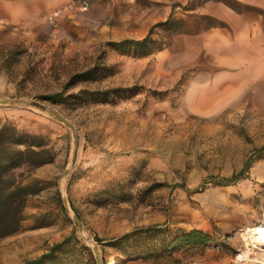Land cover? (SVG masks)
Segmentation results:
<instances>
[{
	"label": "rangeland",
	"instance_id": "obj_1",
	"mask_svg": "<svg viewBox=\"0 0 264 264\" xmlns=\"http://www.w3.org/2000/svg\"><path fill=\"white\" fill-rule=\"evenodd\" d=\"M87 1H65L53 22L45 11L0 21V122L55 152L32 174L42 183L18 230L0 238V264L56 243L42 264H264V244L242 235L264 225V41L221 56L203 35L218 24L216 0ZM146 34L145 45H110ZM198 88L212 91L211 111L188 108ZM56 92L60 102L47 99ZM190 228L214 240L163 246Z\"/></svg>",
	"mask_w": 264,
	"mask_h": 264
},
{
	"label": "trees",
	"instance_id": "obj_2",
	"mask_svg": "<svg viewBox=\"0 0 264 264\" xmlns=\"http://www.w3.org/2000/svg\"><path fill=\"white\" fill-rule=\"evenodd\" d=\"M165 24L164 22L160 25ZM159 25V24H158ZM149 41L146 34L139 39L124 38L111 42L116 49L129 46L145 45ZM61 92L47 95L52 102L62 100ZM264 149V145L261 146ZM55 152L50 143L37 133L18 130L9 122H0V238L16 232L22 220L23 208L27 196L40 190L42 180L33 177V171L44 164L53 162ZM225 178L219 185L233 184L243 177L244 168ZM179 187H184L182 184ZM151 229H145L150 231ZM128 233L116 240L122 241ZM214 237L209 232L199 229H180L170 240H165L163 246L171 250L174 247L204 246L212 242ZM60 243L53 244L48 252L33 259H27L22 264H42L54 259V251Z\"/></svg>",
	"mask_w": 264,
	"mask_h": 264
},
{
	"label": "crops",
	"instance_id": "obj_3",
	"mask_svg": "<svg viewBox=\"0 0 264 264\" xmlns=\"http://www.w3.org/2000/svg\"><path fill=\"white\" fill-rule=\"evenodd\" d=\"M65 1L67 0H0V21L19 20L25 15L38 14L43 11L51 13L53 10H59L64 4L66 7L68 3ZM230 1L234 0H216L215 4L213 3L209 13L217 20L218 24L211 27L210 32L205 31L203 35H212L217 40L219 54L221 56H228L229 58L231 56L233 60L235 57L234 54L239 49L251 53L249 49L252 46L253 39H259L260 43L264 41V18L262 20L261 18H252L249 13L251 10L255 11L256 8L264 9V2L262 0H235L249 3L252 8L255 7V9L239 12L234 10ZM231 69L233 68L228 66L224 67L221 71L225 73V76H228V71ZM229 84L226 80L218 84V87L220 86L221 88V91H219L220 96H225V93L227 94ZM201 86H204V88L207 87L205 84ZM204 88H198L193 91L194 93L192 92L191 98L193 99L188 107L189 109L204 113L211 111L214 101L212 99L213 93L211 90L204 91ZM39 167L32 174L36 173Z\"/></svg>",
	"mask_w": 264,
	"mask_h": 264
},
{
	"label": "bare ground",
	"instance_id": "obj_4",
	"mask_svg": "<svg viewBox=\"0 0 264 264\" xmlns=\"http://www.w3.org/2000/svg\"><path fill=\"white\" fill-rule=\"evenodd\" d=\"M243 237L247 241H255L260 244H264V225H256L246 229L242 233Z\"/></svg>",
	"mask_w": 264,
	"mask_h": 264
},
{
	"label": "built area",
	"instance_id": "obj_5",
	"mask_svg": "<svg viewBox=\"0 0 264 264\" xmlns=\"http://www.w3.org/2000/svg\"><path fill=\"white\" fill-rule=\"evenodd\" d=\"M88 7V1L87 0H79L78 2V8L81 10H84ZM59 14V10H53L50 14H49V20L51 22H53L55 20V18L58 16Z\"/></svg>",
	"mask_w": 264,
	"mask_h": 264
},
{
	"label": "water",
	"instance_id": "obj_6",
	"mask_svg": "<svg viewBox=\"0 0 264 264\" xmlns=\"http://www.w3.org/2000/svg\"><path fill=\"white\" fill-rule=\"evenodd\" d=\"M1 101V100H0Z\"/></svg>",
	"mask_w": 264,
	"mask_h": 264
}]
</instances>
